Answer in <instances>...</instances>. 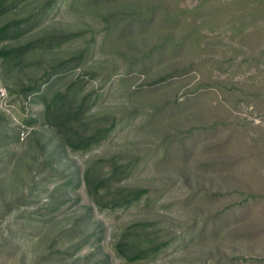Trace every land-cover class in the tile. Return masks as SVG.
I'll return each mask as SVG.
<instances>
[{
	"label": "rangeland",
	"instance_id": "rangeland-1",
	"mask_svg": "<svg viewBox=\"0 0 264 264\" xmlns=\"http://www.w3.org/2000/svg\"><path fill=\"white\" fill-rule=\"evenodd\" d=\"M42 1L23 0L0 24ZM92 2L57 0L41 24L13 42L45 31L78 32L43 55L61 58L102 28L103 15L120 11L107 41L59 85L81 72L85 89L98 90L107 72H118L98 90L93 113L126 119L99 146L72 152L41 124V103L20 108L8 90L17 80L0 60V264H46L48 253L66 246L74 264H83L85 254L96 264H124L112 243L136 220L155 222L158 236L194 234L137 264H264V20L253 24L249 2L240 7L237 0H119L102 11L90 9ZM136 12L152 22H135L129 37H119ZM164 40L167 47L155 50L143 70L130 65ZM185 65L194 69L149 85ZM30 113L38 122L25 126ZM112 155L145 156L122 183L154 189L148 203L108 211L91 202L77 183L86 161ZM81 217L80 229L60 234ZM82 229L88 237L73 246Z\"/></svg>",
	"mask_w": 264,
	"mask_h": 264
},
{
	"label": "trees",
	"instance_id": "trees-1",
	"mask_svg": "<svg viewBox=\"0 0 264 264\" xmlns=\"http://www.w3.org/2000/svg\"><path fill=\"white\" fill-rule=\"evenodd\" d=\"M22 1L0 0V18L7 16V13L21 4ZM56 1L44 0L30 13L20 17L8 18L0 24V60L6 63L5 71L12 74L17 80L15 87H9L8 90L15 94L14 100L20 101V108L23 111L25 109L29 111L31 105L41 103L36 112L41 124L54 132L63 147L72 152L84 154L109 139L117 127L122 126L123 120L126 119L124 114L118 112H107L100 117L93 113V107L100 95L98 90L103 89L118 72L113 74L107 72L105 78L98 84V90L92 88L87 91L85 89L84 75L81 72H78L77 76L70 78L62 86L59 85V82L77 69L91 49L101 47L107 41L112 31L111 23L122 13L118 11L103 15L104 22L101 29L92 31L87 40L80 43L73 52L54 60L43 57L44 53L51 52L53 48H59L65 42H72L79 35L78 32L45 31L34 36V38L13 42V39L20 40L25 33L41 24L43 18L47 17L56 6ZM93 1L87 6L92 10L100 9V11L112 2H119V0ZM237 1L240 7L246 6V3L249 2L253 24L258 25L264 20V0ZM140 14L141 12H136L135 20L130 21L120 30L119 37H129L131 32L129 27L131 28L135 22H138L140 27L152 22L148 17L144 18ZM10 40L12 43L9 42ZM173 40V35H170V41ZM167 43V40L158 43L154 49L137 57L130 65H137L140 70H143L150 57L156 53L154 51L159 52V49L166 48ZM127 69L125 75L132 72L129 67ZM193 69L192 65H185L180 70H171L158 75L149 85L159 84L175 76H183ZM90 75L93 77L97 73L90 72ZM149 87L151 86H148L147 89ZM34 117L32 114L28 115L23 119V125L28 126L37 123L38 121ZM186 135L192 137L193 131L187 132ZM169 143L171 141L165 142V144ZM165 153L166 149H164ZM145 160L144 155L125 157L112 155L109 158H91L86 161L82 176L77 183H83L88 198L99 210H124L141 203H148L155 195L154 189L122 183ZM56 207L50 208V210L54 211ZM82 220V217L75 220L72 226L69 225L60 234L70 230L77 231L80 229ZM154 226L155 222L152 220H136L123 225L112 243V249L116 256L124 264H137L152 260L160 253L182 244L185 239L194 237L191 232V236H186L188 231H184L182 234L158 236ZM203 229L204 227L201 228V232L204 231ZM81 232V235L84 236L80 238L79 235H76L73 239V246H80L81 239L88 237L87 231L82 229ZM73 252L74 250L70 251L68 246L51 251L46 256V264H62L65 256H68V264H74V260L71 259ZM83 264L96 263L90 259V254H85Z\"/></svg>",
	"mask_w": 264,
	"mask_h": 264
},
{
	"label": "built area",
	"instance_id": "built-area-1",
	"mask_svg": "<svg viewBox=\"0 0 264 264\" xmlns=\"http://www.w3.org/2000/svg\"><path fill=\"white\" fill-rule=\"evenodd\" d=\"M0 94H1L2 96L5 95V91H4L2 88H0Z\"/></svg>",
	"mask_w": 264,
	"mask_h": 264
}]
</instances>
